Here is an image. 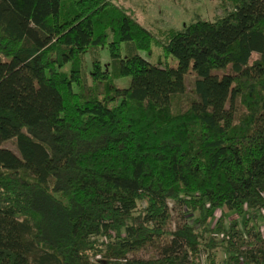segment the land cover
Masks as SVG:
<instances>
[{
    "label": "trees",
    "instance_id": "1",
    "mask_svg": "<svg viewBox=\"0 0 264 264\" xmlns=\"http://www.w3.org/2000/svg\"><path fill=\"white\" fill-rule=\"evenodd\" d=\"M222 10L153 34L112 0H0V264H264V0ZM170 202L198 216L168 232Z\"/></svg>",
    "mask_w": 264,
    "mask_h": 264
},
{
    "label": "rangeland",
    "instance_id": "2",
    "mask_svg": "<svg viewBox=\"0 0 264 264\" xmlns=\"http://www.w3.org/2000/svg\"><path fill=\"white\" fill-rule=\"evenodd\" d=\"M117 6H123L134 14L136 21L150 33H156L158 30H180L184 25L194 22L197 19L212 21L215 18L222 16V7L230 5V0H112ZM100 60L102 68H109V53L107 47L100 48ZM151 55L141 53V56L147 61L160 66L176 67V60L169 56L164 58L160 50L153 45ZM89 56L86 57V71L89 74L91 70ZM221 74V73H220ZM195 76L190 72L186 76L187 91L192 93L193 82ZM130 78H122L115 81L118 88L128 87ZM229 124V121H227ZM2 147L16 152L13 141H8L1 144ZM171 220L166 231L172 232L181 229L183 226H190L194 219L198 216L185 208L169 203ZM226 224L228 220L236 218L232 213L227 212ZM166 245L159 247H147L140 253L131 255L130 258L136 260H147L151 258H160L163 255V250ZM225 258L223 253H218L219 261Z\"/></svg>",
    "mask_w": 264,
    "mask_h": 264
},
{
    "label": "built area",
    "instance_id": "3",
    "mask_svg": "<svg viewBox=\"0 0 264 264\" xmlns=\"http://www.w3.org/2000/svg\"><path fill=\"white\" fill-rule=\"evenodd\" d=\"M203 264H204V256H203Z\"/></svg>",
    "mask_w": 264,
    "mask_h": 264
}]
</instances>
